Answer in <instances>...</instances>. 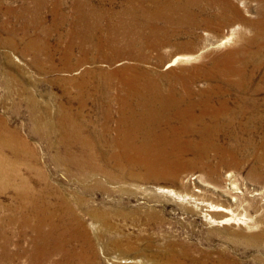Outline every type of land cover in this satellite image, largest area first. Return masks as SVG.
Instances as JSON below:
<instances>
[{
  "label": "rangeland",
  "instance_id": "1",
  "mask_svg": "<svg viewBox=\"0 0 264 264\" xmlns=\"http://www.w3.org/2000/svg\"><path fill=\"white\" fill-rule=\"evenodd\" d=\"M140 1L85 0L79 6L77 0H0V264H31L35 233L31 227L20 228L10 222L22 215L34 217L33 210L23 207L34 197L40 206L63 205V213L73 211L94 248L93 253H87L90 264H154L162 260V254L167 257L188 251L193 259H198L200 251L219 256V264H264V131L260 130L264 129V55L252 58L242 82L236 72L231 83L227 82L222 67L212 76L200 72L213 66L212 54L227 50L243 54L255 34L252 26L233 23L232 14L220 4L219 30H197L192 40L201 50L204 35L223 40L240 25L231 41L222 47H207L200 59H194L198 54L180 52L178 44L166 47L162 52L169 59L193 57L170 69H166V60L159 70L166 74L201 68L187 75L195 73L192 90L219 92V101L216 98L212 103L215 108L222 109L221 102L230 109L235 105L256 108L262 122L236 124L238 143L222 139L225 148H234L222 157L185 155L171 169L136 168L127 178H121L111 163L106 168L113 174L110 178L93 174L92 164L78 170L68 158L80 155L79 137L95 143V137L103 136L96 133L102 126L97 105L103 108L106 102L95 88L105 83L112 97L121 94L119 76L107 71L113 74L125 62L115 60L112 67L96 60L78 62L83 54L70 48L75 42L72 32L77 11L96 12L104 22L108 18L119 22L125 11L140 7ZM143 1L148 9L149 0ZM214 1L203 0L208 14ZM231 1L250 22L257 21L264 7L259 0ZM96 34L103 39L106 27ZM34 44L38 49L27 51ZM97 56L91 52L88 59ZM34 58L40 60V66ZM155 58L152 61L158 64ZM234 60L243 71L242 59ZM257 64H261L258 71ZM100 69L108 79L91 75ZM250 71L255 72L253 80ZM171 81H175L174 75ZM170 82L161 80L166 90ZM83 83L84 96L92 94V98L79 109ZM173 89L178 94L184 90L177 83ZM117 109L116 104L110 109L114 117ZM65 115L75 120L63 123ZM110 126L116 129L114 122ZM244 136L249 138L246 142ZM101 145L107 149L108 143ZM17 187L24 198L18 197ZM61 218L59 225L68 220L74 223L72 217H65V222ZM83 244L82 239L76 240L66 250L77 251ZM41 258L39 264H63L57 254Z\"/></svg>",
  "mask_w": 264,
  "mask_h": 264
},
{
  "label": "bare ground",
  "instance_id": "2",
  "mask_svg": "<svg viewBox=\"0 0 264 264\" xmlns=\"http://www.w3.org/2000/svg\"><path fill=\"white\" fill-rule=\"evenodd\" d=\"M259 1L264 4V0ZM77 2L81 6L85 0H77ZM202 3L203 0H149V8L146 9L144 1L141 0L140 7L132 6L123 13L119 22H114L110 18L104 22L96 12L87 13L81 9L77 11L72 32L75 42L70 48L76 47L83 54L78 62L84 63L86 59L96 60L98 63L112 67L115 65V60L125 61L120 68L114 69L113 74L107 71L110 76H119L121 94L112 97L105 83L95 88L108 104H102L103 108L97 105L102 126L101 129L98 128L100 120L98 119L96 133L104 134L102 137H95V143L82 137L78 138L80 155L78 157L68 155L78 170L82 171L88 164H92L93 174L111 178L113 174L106 170L107 165L111 163L115 165L121 178H127L132 176L136 168L171 169L179 164L180 162L177 161L185 155H194L198 159L201 155L211 154L222 157L234 149L225 148L221 144L222 139L231 138L235 144L238 143L234 131L236 124L247 126L262 122L256 108H237L239 105H235L230 109L225 102L220 103L222 109L215 108L212 103L216 98L219 101V92L205 93L206 91L192 90L191 85L197 81L195 73L191 74L192 77L187 75L192 71L199 72L201 68H183L166 74L159 70L166 60H169L166 69H170L179 63L192 60L193 57L190 55L184 59L180 57L175 60L169 59L163 56L162 51L163 49L165 51L166 47L178 44L181 46L180 52L198 54L194 59H200L207 47L216 45L222 47L231 41L233 34L240 29V25L232 29L231 35L223 40L217 37L215 39L205 33L206 38L203 39L205 47L201 50L197 49L198 46L192 40V37L197 35V30H219V4L225 12L232 14L233 23L252 26L255 34L246 43L247 48L243 54L238 55L239 53L232 50L217 55L212 54L209 58L212 59L213 66L208 70L202 68L200 72L212 76L215 71L219 72V67H222L227 82L231 83L234 72L239 75L242 82L247 78L246 69L252 66V58L264 55V7L259 11L257 21L250 22L231 0L212 2L211 14L207 13ZM244 8H247L246 4ZM104 27H106L104 38H98L96 33L103 32ZM37 49L34 44L28 47L27 51L35 52ZM91 52H96L98 56L88 59V54ZM113 55L116 56L112 57ZM154 55L158 64L152 61ZM234 58L242 59L243 71L236 66ZM39 62L40 60L34 58V63H38L37 66H40ZM66 66H68L67 61ZM260 69L261 64H257V71ZM172 74L175 76V81H171ZM91 75L95 78L104 75V79H108L102 69ZM249 76L250 80H253L255 72L250 71ZM163 79L167 82L171 81L167 90L161 83ZM175 83L184 89L181 94L173 89ZM84 86L85 83L80 85L79 109L85 108L92 98V94L84 96ZM114 104L118 105L116 117L110 110ZM78 117H81L80 113ZM73 120L75 117L71 115H65L61 119L63 123ZM111 122L116 124V129L111 128ZM106 127L109 130H105ZM260 130L264 131L263 128ZM244 137L242 141L246 142L249 138ZM102 142L108 143L107 149L103 148ZM64 144L69 143L64 141ZM16 192L19 198L25 197L18 187ZM27 203L29 204L24 203L23 207L25 210H33L34 217L28 218L22 215L20 219H12L10 225L18 224L20 228L26 225L34 231V255L30 257L31 264H39L42 256L49 258L54 254L61 257L63 264H90L87 253H93L94 248L90 244L91 241H88V235L83 233L81 221L73 216L72 210L67 209L63 213V205L60 208L51 204L40 206V200L35 197ZM11 212L16 213L14 210ZM65 217H72L74 223L69 220L65 222ZM60 218L65 222H61L62 225L57 223ZM31 220H35L36 224L32 225ZM81 239L84 241L81 249L66 250L68 245L71 246L74 241ZM164 255L159 256L162 260L159 263L155 261L154 264H219V256L202 251L198 253V259L190 257L189 251L167 257H163ZM187 259H193V262L188 263Z\"/></svg>",
  "mask_w": 264,
  "mask_h": 264
}]
</instances>
